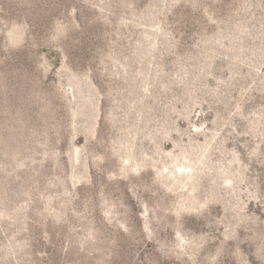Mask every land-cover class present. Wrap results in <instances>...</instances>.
<instances>
[{
    "label": "rangeland",
    "instance_id": "374dc122",
    "mask_svg": "<svg viewBox=\"0 0 264 264\" xmlns=\"http://www.w3.org/2000/svg\"><path fill=\"white\" fill-rule=\"evenodd\" d=\"M0 264H264V0H0Z\"/></svg>",
    "mask_w": 264,
    "mask_h": 264
}]
</instances>
